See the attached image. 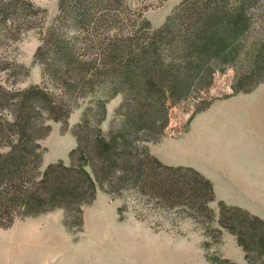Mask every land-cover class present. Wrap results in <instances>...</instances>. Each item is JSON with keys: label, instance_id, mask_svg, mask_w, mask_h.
I'll return each instance as SVG.
<instances>
[{"label": "trees", "instance_id": "obj_1", "mask_svg": "<svg viewBox=\"0 0 264 264\" xmlns=\"http://www.w3.org/2000/svg\"><path fill=\"white\" fill-rule=\"evenodd\" d=\"M12 5L1 7L4 22L16 20L19 9ZM37 17L41 82L2 88L0 109L13 116H0V226L57 207L81 214L96 194L95 180L85 169L87 157L101 160L106 151L101 168L117 188L137 186L168 206L186 199L191 207L200 209V202L210 209L213 184L207 176L164 164L137 141L166 134L175 105L187 103L192 114L206 108L218 72L233 69V92L264 79V0H182L158 28L142 20L127 0H59L50 24L39 11ZM100 88L123 94L117 109L124 116L120 131L133 142V151L126 152L113 136L104 137L100 105L87 110L74 129L79 144L72 163L52 162L42 172L40 121L66 120L79 100ZM220 212L222 225L241 234L244 247L247 239L264 251L263 219L238 206L222 205ZM79 220L73 226L81 225V215Z\"/></svg>", "mask_w": 264, "mask_h": 264}, {"label": "rangeland", "instance_id": "obj_2", "mask_svg": "<svg viewBox=\"0 0 264 264\" xmlns=\"http://www.w3.org/2000/svg\"><path fill=\"white\" fill-rule=\"evenodd\" d=\"M127 1L137 11H141L142 20L150 21L153 28H158L182 0ZM6 2H11L14 10H19L16 12V20L12 22H4L0 15V101L4 99V89H24L41 82L42 67L35 57L41 44L37 12L46 15V23L50 24L59 8V0H0V11ZM38 7L42 10H38ZM233 76V69L218 72L214 86L209 91L210 98L213 99L206 108L192 114L185 102L171 107V120L166 134L156 141L148 134L141 142L137 141V145L138 148L142 145L143 149L164 164L198 170L192 165L178 163L186 162L179 143H182L183 147L191 146L189 136L193 135L198 141L204 164L223 168L222 163L226 162L234 175L239 171L244 173L246 180L244 178L243 191L238 189L225 193V188L229 187L230 182H226L229 178L224 177V181L218 182L217 190H222L219 196L213 181L208 177L213 184V198L208 200L210 209L200 207V202H196L200 209L191 207L186 199L168 206L165 200L144 193L137 186L117 188L113 176H107V172H103L101 168L102 157L108 154L107 151L102 152V155L99 154L101 160L87 157L85 169L95 180L96 194L90 203L82 205L81 214L74 211L67 213L63 207L40 213L41 217L49 218L50 222L60 226L56 227V238L64 240L69 231L73 239H79L78 233L83 227H143L156 238L165 236L170 243L176 240L190 241L191 250L197 251L201 259L211 264H264V251L258 249L256 242L246 239L248 248L244 247L241 234L231 231L220 222L222 205L238 206L264 220V151L255 149L259 142L264 147V139H257L256 136L257 129L264 125V116L262 119L257 118V112L254 116V110L247 111L243 107V102L255 103L257 97L264 96V79L249 90L233 92L229 86ZM122 100L121 92L110 94L100 88L93 95L88 94L79 100L66 120L42 119L40 129L45 132L38 136V143L43 149L41 171L44 172L52 162H64L63 156H69L67 164L72 163V152L79 144L74 129L87 110L100 105L105 111L101 120L104 137L109 139L113 136L114 143H122L126 152H132L133 142L120 131L124 116L118 113L117 109ZM203 111L204 114L212 112L213 115L207 114L206 118L200 119L198 125L201 128L189 134L194 118L204 115L201 114ZM0 116L13 115L9 110L0 109ZM209 120L212 123L208 124ZM8 148L10 147L7 146L3 150ZM193 152L189 154L190 158ZM112 153L115 154L116 149ZM190 158L188 161H192ZM95 161L99 162L98 172L94 169ZM232 200L257 206L260 214L245 206L233 204ZM80 215L81 225L73 226V223L80 219ZM31 216L20 215L10 226H0V235L9 233V229L18 227L21 220ZM46 225L45 221L39 223L41 228Z\"/></svg>", "mask_w": 264, "mask_h": 264}, {"label": "crops", "instance_id": "obj_3", "mask_svg": "<svg viewBox=\"0 0 264 264\" xmlns=\"http://www.w3.org/2000/svg\"><path fill=\"white\" fill-rule=\"evenodd\" d=\"M243 107L247 111L254 110L252 115L255 116L257 112V118L262 119L264 96L257 97L255 103L243 102ZM248 107L252 108L248 109ZM247 111L245 113L249 114ZM201 114H204V111ZM207 114L211 115L212 112ZM207 114L194 118L189 134L201 128L198 121L206 118ZM207 123L212 122L209 120ZM256 136L257 139H264V125L257 129ZM189 138L191 146L183 147L182 143H179L182 157L186 162L178 163L192 165L203 172L213 181L218 195L222 192L217 190L218 182L224 181V177H228L226 182H230L229 187L225 188V193L244 190L242 188L244 178L246 180L244 173L241 174L239 171L234 175L226 162L222 163L223 168L204 164L198 141L193 135ZM256 148L264 151L261 142L255 146ZM248 149L254 148L248 147ZM192 151L194 152L191 159L189 154ZM68 157L63 156L65 163ZM188 158L192 161H188ZM231 203L245 206L254 213L260 214L257 206H249L239 200H232ZM101 211L104 213L103 210ZM43 221L47 222V225L41 228L39 223ZM48 221L49 218L41 217L40 214L32 215L21 220L18 227L9 229V233L0 235V264H211L201 259L197 251L191 250L190 241L176 240L170 243L165 236L161 239L160 236L156 238L143 227H83L78 233L79 239H73L71 232L67 231L65 239L60 240L56 238L58 233L56 227L60 226ZM192 254L195 256L193 257Z\"/></svg>", "mask_w": 264, "mask_h": 264}]
</instances>
